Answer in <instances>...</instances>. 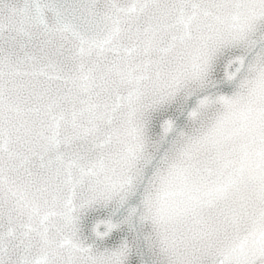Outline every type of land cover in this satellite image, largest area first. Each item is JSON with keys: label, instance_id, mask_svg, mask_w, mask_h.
I'll list each match as a JSON object with an SVG mask.
<instances>
[{"label": "snow or ice", "instance_id": "obj_1", "mask_svg": "<svg viewBox=\"0 0 264 264\" xmlns=\"http://www.w3.org/2000/svg\"><path fill=\"white\" fill-rule=\"evenodd\" d=\"M0 264H264V0H0Z\"/></svg>", "mask_w": 264, "mask_h": 264}]
</instances>
